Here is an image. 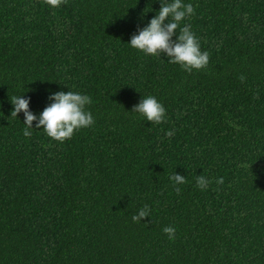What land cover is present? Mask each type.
<instances>
[{
	"label": "trees",
	"instance_id": "obj_1",
	"mask_svg": "<svg viewBox=\"0 0 264 264\" xmlns=\"http://www.w3.org/2000/svg\"><path fill=\"white\" fill-rule=\"evenodd\" d=\"M182 2L210 54L190 73L129 44L160 0H0V264H264V0ZM68 91L94 124L25 137L12 97L39 118ZM149 95L160 124L133 110Z\"/></svg>",
	"mask_w": 264,
	"mask_h": 264
},
{
	"label": "clouds",
	"instance_id": "obj_2",
	"mask_svg": "<svg viewBox=\"0 0 264 264\" xmlns=\"http://www.w3.org/2000/svg\"><path fill=\"white\" fill-rule=\"evenodd\" d=\"M45 3L52 8H59L66 0H45ZM194 14L192 4H185L182 0H160L158 13L152 18L147 27L138 29V34L133 35L130 40V46L138 49L145 54L152 56H161L165 54L169 63L179 64L183 70L192 72V70H201L209 63L210 54L208 51H201L200 41L191 30V25L187 24L180 27V22L186 17ZM170 18V19H169ZM167 21V23H165ZM176 39L172 37L176 35ZM243 80V77H241ZM54 101L47 106L39 118L29 111V100L19 97H12L11 103L13 109L11 116L17 117V114L23 112L24 124L23 130L25 137H31L33 121L38 120L36 129L43 131L53 140L63 142L71 139L74 132L81 128H87L94 124V117L86 106L92 103L89 95L78 92H57L49 96ZM134 111L144 115L149 122L160 124L166 119V109L157 101L154 96L143 98L139 104L134 106ZM175 130H169L165 133L166 137H173ZM170 179L176 185L186 182L185 176L174 173ZM210 181L203 175L196 178L197 187L205 190ZM218 184L223 183V177L217 180ZM177 194L180 188L175 187ZM151 210L148 205H144L131 219L134 223L141 222L142 218L150 217ZM163 232L169 240L175 239L176 229L174 226H165Z\"/></svg>",
	"mask_w": 264,
	"mask_h": 264
}]
</instances>
